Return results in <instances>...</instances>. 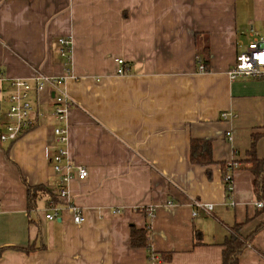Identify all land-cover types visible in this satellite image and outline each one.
I'll use <instances>...</instances> for the list:
<instances>
[{
    "label": "crops",
    "instance_id": "obj_1",
    "mask_svg": "<svg viewBox=\"0 0 264 264\" xmlns=\"http://www.w3.org/2000/svg\"><path fill=\"white\" fill-rule=\"evenodd\" d=\"M250 27L264 37V0H0V84L63 76L58 39H71L66 148L88 170L68 183L84 221L60 198L47 220L62 122L44 91L34 104L45 117L0 143V264H221L237 224L242 236L254 232L239 264H264V209L246 168L253 133L264 159V79L227 76ZM192 139L211 141L210 175L190 161ZM232 162L228 191L222 165L227 173ZM27 185L52 195L38 191L29 207ZM195 199L211 211L194 216ZM147 225L151 260L130 244L131 227Z\"/></svg>",
    "mask_w": 264,
    "mask_h": 264
},
{
    "label": "built area",
    "instance_id": "obj_2",
    "mask_svg": "<svg viewBox=\"0 0 264 264\" xmlns=\"http://www.w3.org/2000/svg\"><path fill=\"white\" fill-rule=\"evenodd\" d=\"M249 40L244 49L239 52L232 66L227 71L230 80L237 78H254L264 79V37L259 36L252 27L248 29ZM58 53L63 57L67 68L65 74L59 78L45 75L41 72L36 73L31 78L9 79L5 85L0 84V143L15 141L26 131L31 129L40 118H44L45 114L36 109L35 104L39 95L44 91L52 92V108L49 114L56 118L61 125H57L53 129L54 143L58 145V149L50 158L51 166L55 174V184L51 191L55 197L65 200L68 209L73 212V222L82 223L84 217L80 207L69 204L68 183L73 179L83 180L88 176V170L81 165L74 164L69 158L66 148L67 143V124L66 113L72 106L73 100L65 90L63 83L70 74L68 65L70 64L71 39L68 37H60L58 39ZM119 68L118 74H124V61L117 60ZM199 71H204V65L199 64ZM2 81V79H1ZM35 103V104H34ZM223 118L230 117V113L223 112ZM231 139L230 133H227ZM237 167L236 162H232L227 167V173L224 177V183L228 191L231 190L232 177L231 171ZM193 215H197L196 209H202L210 212L211 203H205L199 200L193 201ZM255 206L258 209H264V201L257 200ZM62 207L56 204L52 199L48 203L45 218L47 220H55ZM145 212L149 217L153 216L154 209L146 207Z\"/></svg>",
    "mask_w": 264,
    "mask_h": 264
},
{
    "label": "trees",
    "instance_id": "obj_3",
    "mask_svg": "<svg viewBox=\"0 0 264 264\" xmlns=\"http://www.w3.org/2000/svg\"><path fill=\"white\" fill-rule=\"evenodd\" d=\"M202 53L205 59L204 62L207 64L208 52H206V48L202 50ZM258 136V133H253L251 135V145L248 151L250 159L247 162L248 165L246 164V168L249 169V171L253 174L252 186L257 200L264 201V159H258L255 153V145ZM190 161L194 164L205 167L207 174L210 175V166L214 164L211 141L205 139H192L190 142ZM222 169V176L225 177L226 169L224 165H222ZM38 191L52 195L45 189L44 186L39 185L32 187L27 185L29 207H34L33 198L36 197ZM51 199L54 202H58L57 197L53 195ZM148 226L149 225L141 229L132 226L130 229V244L132 247H146L148 250V258L151 260L152 251L150 249V235ZM238 226L239 224L233 227V233L230 234L223 243L224 247L222 250L221 264H239V256L253 236L254 232L247 236H242L239 233ZM33 249V246L16 248V250H23L24 252H29ZM4 250L5 248H0V256ZM167 257H169V255Z\"/></svg>",
    "mask_w": 264,
    "mask_h": 264
}]
</instances>
